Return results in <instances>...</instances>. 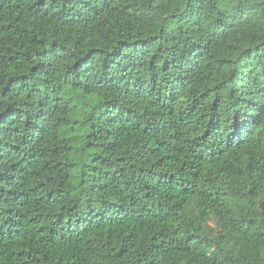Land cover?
<instances>
[{
    "label": "trees",
    "instance_id": "16d2710c",
    "mask_svg": "<svg viewBox=\"0 0 264 264\" xmlns=\"http://www.w3.org/2000/svg\"><path fill=\"white\" fill-rule=\"evenodd\" d=\"M0 264H264V0H0Z\"/></svg>",
    "mask_w": 264,
    "mask_h": 264
}]
</instances>
